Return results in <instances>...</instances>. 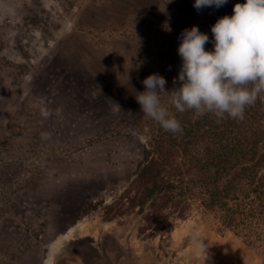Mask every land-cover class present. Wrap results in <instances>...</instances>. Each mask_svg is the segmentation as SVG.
Returning <instances> with one entry per match:
<instances>
[{
	"label": "rangeland",
	"instance_id": "obj_1",
	"mask_svg": "<svg viewBox=\"0 0 264 264\" xmlns=\"http://www.w3.org/2000/svg\"><path fill=\"white\" fill-rule=\"evenodd\" d=\"M174 2L0 0V264H44L63 239L55 256L68 264H82L77 250L89 264H264V241L221 233L194 208L168 233H142L125 200L159 142L135 95L156 73L179 86Z\"/></svg>",
	"mask_w": 264,
	"mask_h": 264
},
{
	"label": "trees",
	"instance_id": "obj_2",
	"mask_svg": "<svg viewBox=\"0 0 264 264\" xmlns=\"http://www.w3.org/2000/svg\"><path fill=\"white\" fill-rule=\"evenodd\" d=\"M245 2L228 0L219 9L198 12L195 0H175L170 17L177 42L183 30L193 26L212 41L211 28L217 20L232 16L234 5ZM175 43L169 60L178 70L181 58ZM205 50H214L213 43L206 44ZM175 116L183 134L165 132L157 124L159 142L153 152H145L146 164L131 183L137 187L135 197H125L127 204L139 208L147 225H142V233L150 229L168 233L194 208L203 219L212 218L221 233L245 244L264 241V103L249 107L243 121L217 123L193 112ZM151 154L158 155L151 158Z\"/></svg>",
	"mask_w": 264,
	"mask_h": 264
},
{
	"label": "clouds",
	"instance_id": "obj_3",
	"mask_svg": "<svg viewBox=\"0 0 264 264\" xmlns=\"http://www.w3.org/2000/svg\"><path fill=\"white\" fill-rule=\"evenodd\" d=\"M227 3L195 0L193 7L199 12L207 7L219 9ZM211 32L212 41L196 26L181 33V67L173 80L178 87L166 90V79L156 73L143 80L145 91L135 95L143 117L155 121L165 132L178 136L184 131L181 121L164 106L165 96L177 113L210 116L217 123L226 119L243 121L249 107L258 101L264 103V0L235 4L233 15L218 19ZM210 42L214 50L206 51L205 45ZM61 113L62 109L55 110L57 116ZM40 115L46 120L53 112L41 107ZM49 136L41 133L42 138ZM193 243L206 255L204 240L193 237Z\"/></svg>",
	"mask_w": 264,
	"mask_h": 264
},
{
	"label": "bare ground",
	"instance_id": "obj_4",
	"mask_svg": "<svg viewBox=\"0 0 264 264\" xmlns=\"http://www.w3.org/2000/svg\"><path fill=\"white\" fill-rule=\"evenodd\" d=\"M70 232H73V230H71ZM73 234H74V233H73ZM73 234H71V235H69V236H72ZM69 236L65 237V239L68 238ZM62 242L64 243V239H63L59 244H57V245L55 246V248H53V249L51 250V252H50V254H49V256H48V258H47L45 264H52V261H53V259L55 258V253H56L57 249L59 248V246L62 244Z\"/></svg>",
	"mask_w": 264,
	"mask_h": 264
},
{
	"label": "flooded vegetation",
	"instance_id": "obj_5",
	"mask_svg": "<svg viewBox=\"0 0 264 264\" xmlns=\"http://www.w3.org/2000/svg\"><path fill=\"white\" fill-rule=\"evenodd\" d=\"M93 246V245H92ZM95 248V247H94ZM97 249H99V247H97V248H95V250H97ZM95 253V252H94ZM75 255H77L79 258H80V261H81V263L82 264H89V260H88V258H90L89 256H87V255H89V253L87 252V253H85V252H78V250H77V252H75Z\"/></svg>",
	"mask_w": 264,
	"mask_h": 264
},
{
	"label": "water",
	"instance_id": "obj_6",
	"mask_svg": "<svg viewBox=\"0 0 264 264\" xmlns=\"http://www.w3.org/2000/svg\"><path fill=\"white\" fill-rule=\"evenodd\" d=\"M52 264H68V262L62 261L60 259V255L55 256V258L52 261Z\"/></svg>",
	"mask_w": 264,
	"mask_h": 264
},
{
	"label": "crops",
	"instance_id": "obj_7",
	"mask_svg": "<svg viewBox=\"0 0 264 264\" xmlns=\"http://www.w3.org/2000/svg\"><path fill=\"white\" fill-rule=\"evenodd\" d=\"M51 249V248H50ZM45 262H46V260H45ZM45 262H44V264H45Z\"/></svg>",
	"mask_w": 264,
	"mask_h": 264
}]
</instances>
